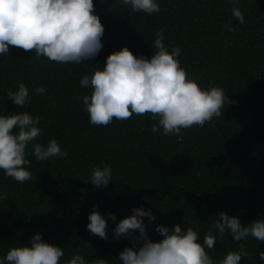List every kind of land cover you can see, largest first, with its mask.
Wrapping results in <instances>:
<instances>
[{"label":"trees","instance_id":"trees-1","mask_svg":"<svg viewBox=\"0 0 264 264\" xmlns=\"http://www.w3.org/2000/svg\"><path fill=\"white\" fill-rule=\"evenodd\" d=\"M157 2L161 11L149 16L133 13L122 0H94L105 33L103 49L92 60L59 64L11 46L8 56H0V115L40 117L36 142L47 145L56 139L67 152V158L40 162L29 145L32 179L24 183L0 170V194L7 193L0 200V258L13 247L29 246L40 234L64 251L60 264L77 253L89 264L95 259L122 264L119 253L133 241L114 240L113 229L132 215V208L142 207L156 217L150 225L143 218L154 242L162 239L157 225L178 224L183 231H197L203 244L220 212L238 217L244 226L264 220V0H240L238 5L228 0ZM233 7L240 8L246 23L232 15ZM229 23L235 31L227 30ZM157 31L163 32L169 51L182 49L181 67L201 88L221 87L236 101L226 103L223 117L203 128L183 130L182 144L175 136H163L162 129L152 133L158 121L150 115L93 126L82 103L90 95V89L80 86L83 74L103 70L106 58L123 47L150 59ZM20 83L31 97L24 108L7 98ZM40 87L47 91L38 95ZM105 164L112 167V180L106 188H96L90 183L92 170ZM93 206L107 220V240L87 231ZM241 244L248 253L241 264H264L259 257L264 243L252 237L234 242L226 233L206 251L219 264Z\"/></svg>","mask_w":264,"mask_h":264},{"label":"clouds","instance_id":"clouds-1","mask_svg":"<svg viewBox=\"0 0 264 264\" xmlns=\"http://www.w3.org/2000/svg\"><path fill=\"white\" fill-rule=\"evenodd\" d=\"M238 5L240 0H228ZM124 6L133 13L151 16L161 11L157 0H122ZM94 0H0V56H8L9 48L33 52L35 57H45L59 64H80L94 59L103 49L102 38L105 27L95 14ZM232 15L241 23H246L239 7L231 9ZM228 31H235L231 23ZM162 31L155 33L153 48L155 54L149 59L134 55L127 47L111 53L103 70L83 74L80 86L90 89V95L82 97V103L89 116V123L97 127H107L116 121H127L133 115L150 117L158 121L150 131H162L165 137L175 136L176 142L183 143L182 131L193 127L203 128L214 118L223 117L224 106L230 101L221 87L207 90L181 67L179 57L182 49L173 47L169 51ZM44 87L36 89L43 94ZM7 98L19 108L31 103L28 87L20 83L15 92L9 91ZM40 117L28 112L13 115H0V170L16 182L24 183L32 179L27 170L32 161L26 149L32 146L31 155L37 161L46 162L54 157L67 158L56 139L47 145L37 143L41 136ZM112 167H95L90 183L96 188H106L112 180ZM89 183V182H88ZM86 193V188L79 189ZM7 193L0 194V200ZM132 215L119 221L113 229V239L128 238L132 247H125L119 253L122 264H216L209 251L214 249L217 240H223L230 233L234 242L248 237L264 243V220H257L244 226L238 217H229L225 212L218 214L204 234L203 244L200 235L193 228L183 231L177 224L171 228L157 225L155 231L162 237L152 241L147 233L144 217L150 225L156 217L144 208H132ZM108 219L116 217L109 213ZM87 231L102 240L108 238V223L93 206L88 215ZM215 230V234L213 232ZM138 232V237L133 233ZM141 245L136 247V245ZM65 255L59 246L45 242L40 234L32 237L29 246L13 247L0 264H60ZM248 253L244 245L239 251H229L219 264H241ZM264 260V252L259 253ZM67 264H89L79 253L73 255ZM92 264H108L106 259H95Z\"/></svg>","mask_w":264,"mask_h":264}]
</instances>
